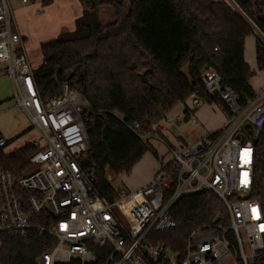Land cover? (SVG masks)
<instances>
[{
  "label": "built area",
  "instance_id": "1",
  "mask_svg": "<svg viewBox=\"0 0 264 264\" xmlns=\"http://www.w3.org/2000/svg\"><path fill=\"white\" fill-rule=\"evenodd\" d=\"M219 1L243 18L264 50V32L233 0ZM0 65L11 82L15 111L39 135L30 159L34 171L18 182L9 172L0 174V235L26 236L35 229L51 239L53 247L37 264H94L96 249L107 250L105 264H264V211L251 197L264 91L243 104L217 72L203 71L201 83L212 103L193 95L182 112L169 113L158 126L175 128L186 120L198 125L197 111L207 104L223 114V128L170 148L172 161L161 163L150 184L116 190L110 202L81 168L90 150L83 121L88 103L69 84L62 96L42 98L10 0H0ZM139 137L150 140L147 134ZM7 146L0 131V151ZM207 191L223 203L226 216L194 229L183 252L156 242L152 234L176 229L171 213L178 202Z\"/></svg>",
  "mask_w": 264,
  "mask_h": 264
},
{
  "label": "trees",
  "instance_id": "2",
  "mask_svg": "<svg viewBox=\"0 0 264 264\" xmlns=\"http://www.w3.org/2000/svg\"><path fill=\"white\" fill-rule=\"evenodd\" d=\"M53 1L42 0V5ZM79 1L84 13L75 31L42 45L43 63L34 70V79L44 100L62 96L69 84L87 101L83 121L90 150L81 168L101 196L113 202L117 190L113 178L131 174L147 152L159 159L149 141L139 136L151 139L158 134L171 147L155 126L193 95L212 103L201 83L203 71L217 72L243 104L256 97L250 85L255 72L244 55L252 33L225 1ZM233 1L264 32V0ZM256 57L258 69L264 70V50L258 42ZM37 151L33 143L9 155L1 150L0 174L9 172L18 182L34 171L30 159ZM254 170L251 197L264 211V128L255 144ZM22 198L26 201L28 196ZM226 214L212 192L188 196L172 210L176 229L152 236L183 252L194 229ZM52 247L53 241L35 229L26 236L1 234L0 264H37ZM106 252L96 249L94 264H105Z\"/></svg>",
  "mask_w": 264,
  "mask_h": 264
},
{
  "label": "crops",
  "instance_id": "3",
  "mask_svg": "<svg viewBox=\"0 0 264 264\" xmlns=\"http://www.w3.org/2000/svg\"><path fill=\"white\" fill-rule=\"evenodd\" d=\"M10 1L15 17H18H16V20L19 25L22 41L27 54L31 55L34 53V50L39 49L41 59H43L41 52L42 45L54 41L62 34L75 31L76 21L81 18L84 13V7L79 0H54L53 3L48 6H43L42 0H35L28 4H23L20 0ZM256 43L254 46H250L249 50H247L245 46L244 55L250 69L255 72V76L250 80V85L256 94H260L264 91V81H260L259 77L264 75V70H259L257 66ZM206 109L207 104L199 108L197 111V118L199 121L198 126H202V122L205 121L207 123V129H204L202 126V132L198 135L192 136L189 140H187L182 133L185 127L188 125L191 126V123L187 122L188 120L175 128H161V136H163L171 146H168V149L180 148L193 144L205 133L214 134L223 128L225 124L223 114L216 108H212V110L216 112L215 115L220 114L223 117L222 122L215 127L212 121L207 118V114L205 113ZM172 129H176V131H173ZM152 139H154L151 141L152 145L157 151L159 159L151 166L146 175L139 182H134L132 180L134 169L142 164L146 154L141 161L135 165L131 174H121L125 175L122 177L124 178V183L127 184L126 187L131 189L130 191H138L150 184L159 169L160 164L164 161V153H161L165 151L164 142L158 136H154ZM109 180H111V178H109Z\"/></svg>",
  "mask_w": 264,
  "mask_h": 264
},
{
  "label": "rangeland",
  "instance_id": "4",
  "mask_svg": "<svg viewBox=\"0 0 264 264\" xmlns=\"http://www.w3.org/2000/svg\"><path fill=\"white\" fill-rule=\"evenodd\" d=\"M255 43H256V37L253 34H250L246 38V41H245V46L247 50H249L250 46H254ZM28 57L34 69H37L40 67L39 65H41V61L43 63V59H41L39 49L34 50V53L31 55L28 54ZM1 66L2 65H0V67ZM259 79L260 81H264V75L262 77H259ZM13 105H14L13 104V91H12L11 82L7 76L2 75L0 73V131L2 132L4 138L8 141V146L4 149V153L7 155L12 154L15 151L21 149L26 144L37 143L39 140V135L36 133L34 129H32L29 121L23 115L18 114L15 111ZM212 108H215V107L212 105H209V106L207 105V109L205 113L207 114V118L211 120L212 123L216 127L219 123L222 122L223 117L219 113H218L219 115H215L216 112H214ZM182 110H183V107L181 104L172 110V114L182 112ZM202 123H203L202 126L204 127V129H207V123L205 121ZM202 126H198V125L195 126L192 124L191 126L188 125L187 127L184 128L182 133L184 137L187 140H189L192 136L198 135L200 132H202V129H203ZM154 129L159 130L158 131L159 133L161 132L160 126H155ZM172 130L176 131V129L175 130L172 129ZM155 136H158V134ZM152 138L149 140V144L152 140H154ZM150 145L154 149L152 142ZM164 145H165V151L161 153L162 154L164 153L163 154L164 162L169 163L170 161H172V155L169 152L170 148L168 149L169 145L165 142H164ZM157 160L158 159H156V156L154 155L153 152H147L146 155L144 156L142 164L139 165V167H137L136 169H134L132 180L134 182H139L146 175L148 170L151 168L152 165L155 164ZM122 176H125V175H120L112 179V184L114 188L117 190H121V189L131 190L126 187L127 184L124 183V178Z\"/></svg>",
  "mask_w": 264,
  "mask_h": 264
},
{
  "label": "water",
  "instance_id": "5",
  "mask_svg": "<svg viewBox=\"0 0 264 264\" xmlns=\"http://www.w3.org/2000/svg\"><path fill=\"white\" fill-rule=\"evenodd\" d=\"M254 143L256 144V143H257V141H254Z\"/></svg>",
  "mask_w": 264,
  "mask_h": 264
},
{
  "label": "snow or ice",
  "instance_id": "6",
  "mask_svg": "<svg viewBox=\"0 0 264 264\" xmlns=\"http://www.w3.org/2000/svg\"><path fill=\"white\" fill-rule=\"evenodd\" d=\"M253 211L255 212L256 210H255V209H253Z\"/></svg>",
  "mask_w": 264,
  "mask_h": 264
}]
</instances>
